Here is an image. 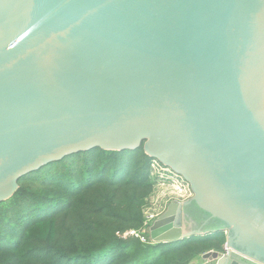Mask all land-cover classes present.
<instances>
[{
	"label": "water",
	"instance_id": "water-1",
	"mask_svg": "<svg viewBox=\"0 0 264 264\" xmlns=\"http://www.w3.org/2000/svg\"><path fill=\"white\" fill-rule=\"evenodd\" d=\"M140 148L192 191L149 245L223 231L203 264H264V0H0V204L67 156Z\"/></svg>",
	"mask_w": 264,
	"mask_h": 264
},
{
	"label": "trees",
	"instance_id": "trees-1",
	"mask_svg": "<svg viewBox=\"0 0 264 264\" xmlns=\"http://www.w3.org/2000/svg\"><path fill=\"white\" fill-rule=\"evenodd\" d=\"M151 163L142 148L93 149L22 177L0 204V264H192L222 253L223 231L157 245L117 236L142 227Z\"/></svg>",
	"mask_w": 264,
	"mask_h": 264
},
{
	"label": "built area",
	"instance_id": "built-area-1",
	"mask_svg": "<svg viewBox=\"0 0 264 264\" xmlns=\"http://www.w3.org/2000/svg\"><path fill=\"white\" fill-rule=\"evenodd\" d=\"M151 179L154 185L153 193L143 208L141 229L117 233L118 237L122 239L134 238L141 243H147L149 227L163 213L167 205L173 201L185 202L192 197V191L182 177L156 160H152L151 163ZM225 252L223 251V255ZM248 261L252 263L251 260Z\"/></svg>",
	"mask_w": 264,
	"mask_h": 264
},
{
	"label": "rangeland",
	"instance_id": "rangeland-1",
	"mask_svg": "<svg viewBox=\"0 0 264 264\" xmlns=\"http://www.w3.org/2000/svg\"><path fill=\"white\" fill-rule=\"evenodd\" d=\"M161 191H162V190H161ZM151 196H152V195H151ZM190 199H191V198H190ZM192 264H203V261H202L201 258H199V259L193 261Z\"/></svg>",
	"mask_w": 264,
	"mask_h": 264
}]
</instances>
